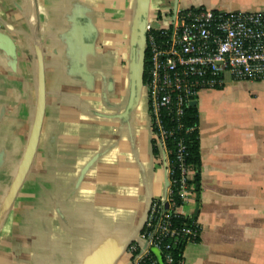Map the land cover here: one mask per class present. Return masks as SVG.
<instances>
[{
    "label": "crops",
    "instance_id": "0c3cea01",
    "mask_svg": "<svg viewBox=\"0 0 264 264\" xmlns=\"http://www.w3.org/2000/svg\"><path fill=\"white\" fill-rule=\"evenodd\" d=\"M156 1L0 0V264H132L127 248L165 191L144 82L130 98ZM177 7L264 12V0ZM39 58L44 113L27 164ZM195 107L199 193L182 212L201 231L182 264H264V81L227 80Z\"/></svg>",
    "mask_w": 264,
    "mask_h": 264
},
{
    "label": "built area",
    "instance_id": "2783aa9c",
    "mask_svg": "<svg viewBox=\"0 0 264 264\" xmlns=\"http://www.w3.org/2000/svg\"><path fill=\"white\" fill-rule=\"evenodd\" d=\"M147 53L146 92L151 147L163 156L168 186L162 198L151 201L140 232L141 244L127 248L132 264L149 256V250L165 252V264L175 262L170 250L196 242L200 225L182 208L195 195L191 184L195 170L183 163L185 145L181 118L191 103L211 90L232 82L264 81V12H224L203 7L179 9L172 6L145 25ZM178 135V136H177ZM178 137V138H177ZM176 138L168 148L167 141ZM176 154V169L168 155ZM178 175L175 176V171ZM182 218L186 224L173 225ZM143 231V232H142ZM167 252V253H166ZM150 264H156L151 261Z\"/></svg>",
    "mask_w": 264,
    "mask_h": 264
},
{
    "label": "trees",
    "instance_id": "16d2710c",
    "mask_svg": "<svg viewBox=\"0 0 264 264\" xmlns=\"http://www.w3.org/2000/svg\"><path fill=\"white\" fill-rule=\"evenodd\" d=\"M146 67H147V53H145V61H144V75H143V82L144 83L146 82ZM217 90H220V89H217ZM181 123L184 125V129L192 128L191 132L181 133V136H179V137L182 138L183 143L185 145V151L183 153V163L185 166H191L195 170V174L193 176V180L191 181V184L194 185L195 195H198V193H199V182H200L199 172H200L201 163H200L199 140H198V132H197L198 116H197L196 107H189L185 111L184 115L181 118ZM175 139L176 138H170L167 141L168 148H172L174 146V143H175L174 140ZM152 153H153V156L156 158L160 157V155H161V153L155 147H152ZM168 159L172 164L175 165V169H176L177 163L175 161L176 160L175 152H172L171 154H169ZM174 171H175V176L178 175L176 170H174ZM172 223H173V225L180 226V225L186 224L187 221L182 219V218H175V219H172ZM197 241L198 240H196V242ZM184 248H185V245H180V246L172 248L170 250L172 256L174 257L175 262L182 261ZM164 253L165 252H163V251L158 252L160 264H165L164 259H163ZM136 255H138V251L131 256V258H130L131 262H133ZM152 260L155 261V263L157 262V258L153 255V252L150 249L149 250V256L139 264H150V262Z\"/></svg>",
    "mask_w": 264,
    "mask_h": 264
},
{
    "label": "water",
    "instance_id": "95a60500",
    "mask_svg": "<svg viewBox=\"0 0 264 264\" xmlns=\"http://www.w3.org/2000/svg\"><path fill=\"white\" fill-rule=\"evenodd\" d=\"M176 8H177V0H173V3H172L173 12L176 10ZM148 19L149 18L144 15V19L141 23V28H140V30L143 34V36H142L143 52H145V25H146ZM38 72H39L38 73V91H39L38 111H37L35 124L33 127L31 139H30L28 149H27V153H26V157H25V161L27 164H29V162L31 161V159L35 153L37 142H38V137H39V131H40V127H41V123H42V119H43V113H44V104H45L44 99L45 98H44L43 63H42V60L40 58L38 59ZM142 76H143V65H142L140 75L138 76V79H136L135 72L132 75L131 93H130L131 101L135 96V87H137V88L142 87V83H143ZM190 106H196V103H191ZM160 157H161V162H162V165L164 168V187L166 189V187L168 186V181L166 178V168H165L166 165L164 163V158H163L162 154L160 155ZM164 194H165V191H164ZM147 212H148V210H147ZM146 216H147V214H146Z\"/></svg>",
    "mask_w": 264,
    "mask_h": 264
},
{
    "label": "rangeland",
    "instance_id": "374dc122",
    "mask_svg": "<svg viewBox=\"0 0 264 264\" xmlns=\"http://www.w3.org/2000/svg\"><path fill=\"white\" fill-rule=\"evenodd\" d=\"M155 8H158L159 9V13L158 12L152 13L151 16H150V18H149L150 20H153L154 18H156L157 15L162 16L163 13H166L167 12V10H168L169 7L164 2H161V0H157L156 1V4H155ZM217 91H219V90H217ZM151 251L152 252H154V251L158 252L154 248H152Z\"/></svg>",
    "mask_w": 264,
    "mask_h": 264
}]
</instances>
